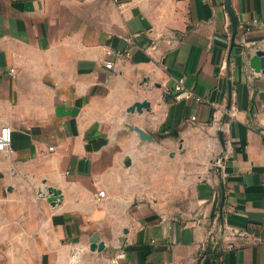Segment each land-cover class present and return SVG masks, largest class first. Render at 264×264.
<instances>
[{"label":"crops","instance_id":"crops-1","mask_svg":"<svg viewBox=\"0 0 264 264\" xmlns=\"http://www.w3.org/2000/svg\"><path fill=\"white\" fill-rule=\"evenodd\" d=\"M230 6L233 47L225 0H0V264H264V0Z\"/></svg>","mask_w":264,"mask_h":264},{"label":"built area","instance_id":"built-area-1","mask_svg":"<svg viewBox=\"0 0 264 264\" xmlns=\"http://www.w3.org/2000/svg\"><path fill=\"white\" fill-rule=\"evenodd\" d=\"M111 53H112L111 50L107 51V54L110 55ZM105 67L112 68V62L110 61L106 62ZM10 72H13V69H10ZM174 89L176 92L174 98L177 100L194 98L197 101H202V98H200L199 96H196L191 90H188L184 87V80L182 78L177 80V83ZM0 152L6 153V154H10L12 152V130L9 126H4L0 128ZM97 195L99 197H102L104 196V192L98 191ZM212 244L216 246L215 249L208 251L207 247H209ZM233 248H234V245L232 243L223 245L219 237L210 235L204 244V249L200 253V260L207 259V257L211 255L214 256L215 253L224 252L227 250H231ZM123 256H124L123 253L117 254L112 259L113 264H121L120 260Z\"/></svg>","mask_w":264,"mask_h":264},{"label":"water","instance_id":"water-1","mask_svg":"<svg viewBox=\"0 0 264 264\" xmlns=\"http://www.w3.org/2000/svg\"><path fill=\"white\" fill-rule=\"evenodd\" d=\"M225 6L228 11V14L231 19V35H230V46L233 47L234 42H235V36L237 33V18L236 15L233 11V9L230 6V0H225ZM248 63L251 69L254 70V72L257 73H262L264 74V50L261 49H256L252 54H249L248 56ZM149 104L148 102H138L134 105L133 109H136L137 111H141L142 107H148ZM230 109V101L227 103V110ZM219 139L221 142V146L223 149H225V140H224V134L220 130L218 132ZM49 199L50 201H55L59 196H58V191L54 189H49ZM91 242V247H96L97 250H102L105 246L104 242L99 241V236L97 234H93V236L90 239Z\"/></svg>","mask_w":264,"mask_h":264},{"label":"trees","instance_id":"trees-1","mask_svg":"<svg viewBox=\"0 0 264 264\" xmlns=\"http://www.w3.org/2000/svg\"><path fill=\"white\" fill-rule=\"evenodd\" d=\"M208 249H209V251L213 250L212 247H209ZM208 249H207V250H208Z\"/></svg>","mask_w":264,"mask_h":264}]
</instances>
